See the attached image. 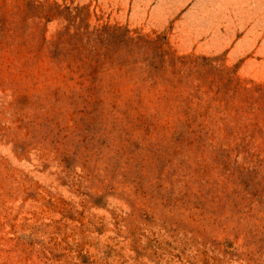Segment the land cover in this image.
Segmentation results:
<instances>
[{
    "label": "rangeland",
    "instance_id": "obj_1",
    "mask_svg": "<svg viewBox=\"0 0 264 264\" xmlns=\"http://www.w3.org/2000/svg\"><path fill=\"white\" fill-rule=\"evenodd\" d=\"M0 264H264V0H0Z\"/></svg>",
    "mask_w": 264,
    "mask_h": 264
}]
</instances>
